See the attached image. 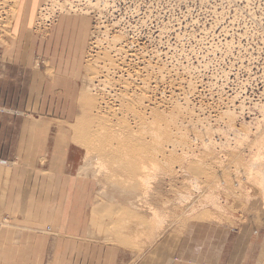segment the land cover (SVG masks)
<instances>
[{"label":"rangeland","instance_id":"1","mask_svg":"<svg viewBox=\"0 0 264 264\" xmlns=\"http://www.w3.org/2000/svg\"><path fill=\"white\" fill-rule=\"evenodd\" d=\"M16 1L0 0V49L10 48ZM64 1H39L34 33L46 38L52 25L70 18L88 25L77 96L28 119L50 122V133L72 145L80 173L95 177V213L107 241L134 261L176 243L194 221L264 233V0H67V12ZM110 62L117 66L111 71ZM92 71H100L96 86L86 79L96 77ZM82 91L104 100L93 115L106 123L88 118ZM124 96L134 101L123 103ZM113 182L135 191H112Z\"/></svg>","mask_w":264,"mask_h":264},{"label":"crops","instance_id":"2","mask_svg":"<svg viewBox=\"0 0 264 264\" xmlns=\"http://www.w3.org/2000/svg\"><path fill=\"white\" fill-rule=\"evenodd\" d=\"M26 16L12 24L10 48L0 49V264H264V233L208 222L189 223L176 243L134 261L107 241L95 213L97 181L79 173L76 152L50 122L28 119L77 96L89 27L66 19L41 38Z\"/></svg>","mask_w":264,"mask_h":264},{"label":"bare ground","instance_id":"3","mask_svg":"<svg viewBox=\"0 0 264 264\" xmlns=\"http://www.w3.org/2000/svg\"><path fill=\"white\" fill-rule=\"evenodd\" d=\"M39 1H40V0H17V1H16L17 3H16L15 8H14L15 11L12 10V11L14 12V13H13L14 16H11V17L14 18V17H15V14H16V11H17V14H18V15H17V16H18V20H19V18H22V16H24V21H26V15H27V14H28V16H32V17H31V19H32L33 16H34V14H35V11L37 12L38 9H39V7H40V4H41V3H39ZM47 1H53V0H47ZM68 1H69V0H68ZM102 1H103V0H102ZM54 2H55V1H54ZM97 2H98V1H97ZM5 3H6V2H4L3 5H4ZM46 3H47V2H46ZM68 3H69V2H68ZM68 3H67V0H66V2L64 1L63 4L61 3L62 6H63V7H62V6H61V7H62L63 9L66 10V8H67L66 5H67ZM98 3H99V2H98ZM14 4H15V3H14ZM51 4H53V3H51ZM61 4H57V5H61ZM71 4H72V5H71ZM5 5H6V4H5ZM70 5H71V6H70V8H68V9H69L68 12L72 11V12L75 13V10H76V9H74V8L72 7V6H73V3H70ZM99 5H100V4H99ZM1 6H2V5H1ZM9 6H10V5H9ZM54 6H56V5L54 4ZM103 6H104V5H103ZM4 7H5V6H4ZM59 7H60V6H59ZM74 7H75V6H74ZM105 7H106V6H105ZM108 7H109V6H108ZM12 8H13V7H12ZM7 9H11V8H7ZM49 9L51 10V8H49ZM52 9H53V8H52ZM60 9H61V8H60ZM63 9H62V10H63ZM73 9H74V10H73ZM97 9H98V8H97ZM2 10H3V9H2ZM45 10H46V9H42V12L45 11ZM62 10H61V12H62ZM6 11H7V10H6ZM12 11H11V12H12ZM47 11H48V10H47ZM76 11H77V10H76ZM7 12H8V11H7ZM42 12H41V15H40V16H43V15H42V14H43ZM66 12H67V10H66ZM2 13H3V12H2ZM4 13H5V12H4ZM48 14H49V13H47V17H46V15L44 14V15H45V19L48 18ZM65 14H66V13H65ZM5 15H6V14H5ZM11 15H12V14H11ZM36 15H37V14H36ZM36 15L34 16L33 21L30 19L31 22H35V18H37ZM72 15H74V14H72ZM6 16H7V15H6ZM40 16H39V17H40ZM84 16H85V15H84ZM69 18H70V17H69ZM22 19H23V18H22ZM70 19H71V18H70ZM18 20H17V22H18ZM28 20H29V19H28ZM38 20H40V19H38ZM65 20H66V19H65ZM43 21H44V20H43ZM11 22H12V21H11ZM15 22H16V19H15V21H13V24H15ZM38 22H40V21H38ZM99 22H101V21H99ZM44 23H45V22H44ZM46 23H47V22H46ZM16 24H18V23H16ZM42 24H43V23H42ZM45 25H46V24H45ZM114 25H115V24H114ZM37 26H38V25H37ZM15 27H16V26H15ZM38 27H40V26H38ZM116 27H117V26H116ZM95 28H96V27H95ZM99 28H100V27H99ZM12 29H13V28H12ZM96 29H97V28H96ZM37 30H38V29H37ZM40 30H41V29H40ZM40 30H39V31H40ZM92 31H95V30H92ZM97 31H98V29H97ZM40 32H41V31H40ZM95 33H96V32H95ZM100 33H101V32H100ZM91 34H92V33H91ZM97 34H98V33H97ZM93 35H94V34H93ZM118 37H119V36H118ZM121 37H122V36H120L119 38L122 39ZM128 38H129V37H128ZM115 39H118V38L116 37ZM120 39H119V40H120ZM123 39H124V38H123ZM112 41H113V40H112ZM112 41H110V44H111ZM116 41H118V40H116ZM116 41L114 40L113 42L116 43ZM122 41H124V40H122ZM93 42H94V41H93ZM99 42H100V41H99ZM118 42H119V41H118ZM125 42H126V41H125ZM92 44H93V43H92ZM100 44H101V42H100ZM112 44L115 45L114 43H112ZM122 46H123V45H122ZM109 47H111V46H109ZM112 47H113V46H112ZM114 47H115V46H114ZM116 47H117V46H116ZM93 48H94V47H93ZM95 48H96V47H95ZM98 48H99V47H98ZM117 48H118V49L115 48V49H116V50H115L116 54L122 51V50H121L122 47L120 48V47L118 46ZM112 52H113V51H112ZM122 52H123V51H122ZM122 52H121V54H120V53H119V54L122 55ZM91 58H92V57H91ZM108 59H109V58H108ZM103 60H104V59H103ZM109 60H110L112 63L114 62V61H112L111 59H109ZM108 62H109V61H108ZM111 62L108 63L109 66H110V65L112 66V67H110V68L108 69L109 71H111V69H113L114 67H117V66H113V64H112ZM104 63H105V62H104ZM105 64H106V63H105ZM114 65H115V63H114ZM96 66H100V65H96ZM105 66H106V65H105ZM105 66H104V67H105ZM102 68H103V67H102ZM98 69H99V68H98ZM98 69H97V71H98ZM100 69H101V68H100ZM104 69H105V68H104ZM104 69H103V71H105ZM106 69H107V68H106ZM143 69H144V68H143ZM153 69H155V68H153ZM108 70H107V72H108ZM114 70H115V69H114ZM100 71H101V70H100ZM100 71H99V72H100ZM103 71H102V73H104ZM92 72H93V71H92ZM99 72H97V74H98ZM132 72H133V71H132ZM110 73H112V72H110ZM92 74H94V72H93ZM97 74L95 73L94 76H96ZM116 74H117V73H116ZM102 75H103V74H102ZM102 75H101V76H102ZM107 75H108V74H107ZM98 76H100V75L98 74ZM103 76H104V75H103ZM105 76H106V75H105ZM113 76H114V75H113ZM90 77H93V76H89L88 78L86 77V79H87L89 82L91 81L93 84H94V82H95V80H96L95 78H97V80L99 79V78L96 76V77H94V78H92V79L89 80ZM121 78H122V77H121ZM150 78H151V77H150ZM150 78H148V79L150 80ZM155 78H156V77H155ZM84 79H85V78H83V80H84ZM105 79L107 80V77H106ZM148 79H147V80H148ZM83 80H82V81H83ZM100 80H101L102 83L106 82V80L104 81V79H102V78H101ZM100 80H99V82H98V83H100L99 86H101V84H102V83L100 82ZM102 80H103V81H102ZM108 80H109V79H108ZM147 80H146V81H147ZM158 80H159V79H158ZM88 81H86V82H88ZM111 81H112V79H111ZM146 81H145V80L143 81V86L141 87V88H142L141 91H142V90H144V91H142V92H145L146 89H149L148 86H149L150 83L147 85ZM91 82H90V83H91ZM107 82H108V81H107ZM120 82H121V81H120ZM148 82H149V81H148ZM90 83H89V84H90ZM92 83H91V84H92ZM89 84H88V85H89ZM141 84H142V83H141ZM94 85H95V84H94ZM94 85H93V86H94ZM104 85L106 86L105 83H104ZM108 85H109V82H108ZM108 85H107V86H108ZM110 85H112V84H110ZM95 86H96V85H95ZM99 86H98V87H99ZM113 86H114V85H113ZM128 86H129V85H128ZM86 87H87V86H86ZM114 87H115V86H114ZM88 88H89V87H88ZM97 89H98V88H97ZM114 89H115V88H114ZM131 89H132V88H131ZM91 90H94V89H91ZM102 90H103V89H102ZM121 91H122V90H121ZM126 91H127V90H126ZM82 92H83V93L81 94V101L83 102V108H84V109H82V110H84L86 113H88V114H86V115L88 116V118H90V119L93 121V123L96 122V121H97L98 123H102V124L106 123V120L104 119L105 116H104V118H102V117H100L99 115H96L97 113L99 114V112H97L98 110H99V111H102V109H101L102 106H101V105L103 104V101H104V100L102 101V100L99 98V100L102 101V104H101V102H100L99 100H98V101H99L100 103H98L97 101H95L94 96H93V97L90 96V95H92L90 92H89L90 95H88V93H87L86 91H82ZM91 92H92V91H91ZM102 92H103V91H102ZM128 92H129V90H128ZM126 93H127V92H126ZM145 93H146V92H145ZM128 94H129V93H128ZM128 94H127V95H128ZM93 95H94V94H93ZM121 95H123V94H121ZM124 95H125V94H124ZM112 97H113V96H112ZM118 97H120V96H118ZM96 98H98L97 95H96ZM129 98H130V97L124 96V97L122 98L123 101H122V100H120V101H122V102L124 103V101L131 100V99H129ZM119 99H120V98H119ZM79 100H80V99H79ZM117 100H118V99H117ZM132 100H133V99H132ZM132 100H131V101H132ZM133 101H134V100H133ZM133 101H132V102H133ZM137 101H138V100H137ZM138 103H139V102H138ZM141 103H142V102H140V104H141ZM133 104H134V103H133ZM145 104H146V103H145ZM103 105H104V104H103ZM120 105H121V104H120ZM125 105H126V103H125ZM142 105H143V104H142ZM137 106H139V108H140L141 105H136V107H137ZM81 107H82V106H81ZM105 107H106V106H105ZM123 107H124V106H123ZM145 107H147V106H145ZM145 107H144V108H145ZM111 108H112V107H111ZM124 108H126V107H124ZM137 108H138V107H137ZM94 109L97 110V111L95 110V111L97 112L95 115H93V110H94ZM100 109H101V110H100ZM121 109H123V108H121ZM80 110H81V109H80ZM103 110H104V109H103ZM103 112H104V111H103ZM82 113H83V112H82ZM89 113H90V114H89ZM229 113H230V112H229ZM229 113H228V115H229ZM101 114H102V113H101ZM106 114H107V113H106ZM114 116H115V115H114ZM117 116H118V115H117ZM117 116H115V118H117ZM229 116H230V115H229ZM82 117H85V116L83 115V116H81V118H82ZM112 117H113V116H112ZM110 118H111V117H110ZM110 118H108V119H110ZM113 118H114V117H113ZM139 118H140V117H138V119H139ZM86 119H87V118H86ZM119 119H120V118H119ZM134 119H135V118H134ZM81 120H82V119H80V122L83 123ZM87 120H88V119H87ZM88 121H89V120H88ZM88 121H87V124H88ZM92 121H89V122H90L91 124H93ZM108 121H109V120H108ZM113 121H114V120H113ZM122 121H123V120H122ZM77 122H78V121H77ZM110 122H111V121H110ZM110 122H109V123H110ZM115 122H116V120H115ZM119 122H121V121L119 120ZM117 123H118V122H117ZM122 123H123V122H122ZM77 124H78V123H77ZM87 124H86V125H87ZM112 124H115V123H112ZM84 125H85V122H84ZM100 125H101V124H100ZM100 125H99V126H100ZM168 125H169V124H167V126H168ZM108 126H109V125H108ZM114 126H115V125H114ZM169 127H170V125H169ZM110 129H111V128H110ZM160 129H161V128H160ZM102 130H103V129H102ZM106 130H108V127L105 128L104 131H106ZM112 130H113V129H112ZM129 131H130V130H129ZM129 131H128V132H129ZM168 131H169V130H168ZM108 132H109V130H108ZM112 132H113V131H112ZM177 132H178V131H177ZM132 134H133V132H132ZM177 134H178V133H177ZM128 135L131 136L132 138H133V136H134V135H131L130 133H129ZM128 135L126 136L127 138H128ZM171 135H172V134H171ZM175 135H176V134H175ZM105 136H106V134H105ZM114 136L116 137V134H115ZM114 136H113V138H114ZM118 136L121 137V134H120V135L117 134V137H118ZM135 136H136V135H135ZM135 136H134V137H135ZM75 137H76V136H75ZM75 137H74V138H75ZM106 137H109V136H106ZM117 137H116V138H117ZM136 137H137V136H136ZM139 137H140V135L138 136V139H142L141 137H140V138H139ZM143 138H144V137H143ZM160 138H161V137H160ZM176 138H177V137H176ZM128 139H129V138H128ZM74 140H75V139H74ZM161 141H162V140H161ZM163 141H164V139H163ZM166 143H167V142H166ZM82 145H83V144H82ZM92 145H93V144H92ZM167 145H168V144H167ZM169 145H170V144H169ZM172 145H174V144H172ZM83 146H85V145H83ZM162 147H163V146H162ZM172 147H173V146H172ZM175 148H176V147H175ZM172 150H173V148H172ZM164 151H165V150H164ZM91 159H92V158L90 157V159H88V160H91ZM85 160H86V161H85ZM84 161H85V162H84L85 165H83V166H85L84 168H86V169H84L83 171H86V170L88 169V166L90 167V165L88 164L89 162H87V158L84 159ZM91 161H92V160H91ZM90 163H91V162H90ZM91 165H92V164H91ZM97 168H98L97 172H98V171H101L102 169L104 170V167H103V165H101V164H100ZM81 169H83V168H81ZM238 169L240 170V168H238ZM79 170H80V169H79ZM239 170H238V171H239ZM80 171H81V173H83L82 170H80ZM88 171H89V170H88ZM86 172H87V171H86ZM102 172H103V171H102ZM79 173H80V172H79ZM79 173H78V174H79ZM81 173H80V174H81ZM88 173H89V172H88ZM90 173H91V172H90ZM98 173L100 174V172H98ZM78 174H77V175H78ZM241 174H242V173H241ZM86 175H87V174H86ZM101 176H102V175H101ZM84 177H85V176H84ZM87 177H88V176H87ZM93 178H95V177H93ZM96 178H97V177H96ZM118 178H119V177H118ZM73 179H74V178H73ZM223 179H224V178H223ZM221 180H222V179H221ZM145 181H146V180H145ZM246 181H247V180H246ZM248 181H249V180H248ZM260 181H261V182H264V177H261V180H260ZM260 181H259V182H260ZM242 182H243V181H242ZM242 182H241V183H242ZM104 183H105V182H104ZM114 183H115V182H113L112 184H114ZM94 184H95V183H94ZM112 184L110 183V185H112ZM124 184H125V183H124ZM144 185H145V182H144ZM106 186H107V185H106ZM111 187H112V186H111ZM111 187H110V188H111ZM122 187H123L124 189H122ZM110 188H109V189H110ZM227 188H228V187H227ZM129 189H130L131 191H133V190L135 191V189H132V188H130V187H129ZM129 189L126 190V188L124 187L123 184L121 185V184H118V183H117V184H114V185H113V189H112V191H118V192H126V191H127V192L130 193L131 191H130ZM104 190H105V189H104ZM125 190H126V191H125ZM98 193H99V192H98ZM106 193H107V192H106ZM113 193H114V192H113ZM123 194H124V193H123ZM131 194H132V193H131ZM132 197H133V196H132ZM136 197H137V196H136ZM211 197H212V196H211ZM121 198H122V197H121ZM106 199H107V198H106ZM137 199H138V198H137ZM135 200H136V199H135ZM135 200H133V201H135ZM139 200H141V199H139ZM198 200H199V199H198ZM263 200H264V199H263ZM127 201H128V200H127ZM142 201H143V200H142ZM136 202H137V201H136ZM130 203H131V202H130ZM92 205H93V204H92ZM133 206H134V205H133ZM134 207H135V206H134ZM136 208H137V207H136ZM134 209H135V208H134ZM137 209H138V208H137ZM154 217H156V218H160V217L157 216V215L154 216ZM158 220H159V219H158ZM160 220H161V219H160ZM160 225H161V224H160ZM51 234H52V233H51Z\"/></svg>","mask_w":264,"mask_h":264}]
</instances>
